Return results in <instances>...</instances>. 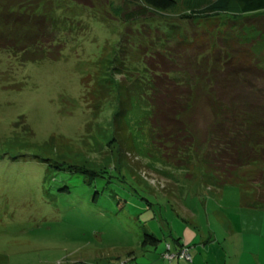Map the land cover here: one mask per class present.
I'll return each mask as SVG.
<instances>
[{"label": "rangeland", "instance_id": "374dc122", "mask_svg": "<svg viewBox=\"0 0 264 264\" xmlns=\"http://www.w3.org/2000/svg\"><path fill=\"white\" fill-rule=\"evenodd\" d=\"M173 1L168 15L207 3ZM31 3L32 15H50L49 37L23 53L0 48V264H252L237 244L236 212L249 199L248 188L218 187L211 179L205 184L197 166L175 169L158 159L141 103L122 114L123 134L113 124L127 84L164 76L149 67L138 71L129 53L121 55L135 51L138 41L148 52L151 38L118 19L114 9L121 0ZM191 17L181 22L185 35H193L184 49L210 46L216 65L229 59L264 68V30L258 25L264 9ZM252 17L257 22L245 23ZM195 79L201 89L183 121L201 139L213 119L208 85L219 90L214 98L226 100L230 93L224 83L207 82L205 72ZM163 169L176 175L167 177ZM252 170L239 173L253 194L264 193ZM183 226L195 235L191 263L161 256ZM145 235L156 241L143 243ZM258 258L255 264H264V248Z\"/></svg>", "mask_w": 264, "mask_h": 264}, {"label": "trees", "instance_id": "16d2710c", "mask_svg": "<svg viewBox=\"0 0 264 264\" xmlns=\"http://www.w3.org/2000/svg\"><path fill=\"white\" fill-rule=\"evenodd\" d=\"M31 2L32 0H0L1 49L14 54L23 53L28 46L49 37L45 30L48 25L46 15H50H32L34 5ZM206 2L202 7L196 5L187 9L186 13L174 15L164 12L174 5L173 0H121V4H116L114 12L118 19L125 20L126 28L139 29L145 37L151 36L148 52L147 48L139 46L141 42L138 41V45L137 42L134 43L138 47L135 51L124 49L121 55L126 57L129 53L138 71H146L149 67L152 68V73L156 70V73L161 72L164 76L158 78L151 74L150 79L145 82L135 77L127 84L126 101H121L118 111L113 114V124L118 134H123L125 122L122 114L133 104L141 103V111L145 112L148 119L150 140L161 151V158L157 156L158 159L175 169H185L190 164L197 166L200 170L198 177L205 184L211 179L218 187L226 183L247 187L249 199L240 203V206L264 209V193L261 191L253 194V186L250 182L246 183L239 173L244 167L252 168L258 177V181L254 180L255 183L264 190V68L252 62L232 63L229 59L216 65L215 52L210 50V46L197 48L199 46L193 45L189 50L183 48L188 37L191 40H187V44L191 45L193 35L187 37L181 27V22L190 21L192 15L224 12L244 14L261 10L264 9V0ZM42 6L44 10L50 8L47 4ZM131 20L134 22L129 23ZM255 21V17L245 18V23ZM143 22L148 23L150 30L154 29L152 35ZM21 24L35 28L37 33L22 30L24 25ZM258 25L264 30V19ZM121 41V44L127 42L125 38H121ZM153 44L155 46L151 47ZM140 59L143 61L142 67L137 64ZM204 72L207 82L226 84L230 95L225 101L217 96L214 98L213 93L216 95L219 90L216 86L209 89L208 85L206 95L209 99L212 98L213 119L203 137L198 139L188 123L183 121V117L194 106L197 94L195 90L201 89L197 87L198 79L195 78H200ZM162 173L170 178L176 175L168 169H163ZM179 239L178 235L173 236V244L166 243L161 256L167 260L177 257L191 263L189 245L181 244ZM145 240L151 244L156 241L148 235L144 236L142 242ZM182 251L188 257L180 256ZM167 254L172 257L168 258Z\"/></svg>", "mask_w": 264, "mask_h": 264}, {"label": "crops", "instance_id": "0c3cea01", "mask_svg": "<svg viewBox=\"0 0 264 264\" xmlns=\"http://www.w3.org/2000/svg\"><path fill=\"white\" fill-rule=\"evenodd\" d=\"M236 215L238 219L236 221L238 228L237 244L239 240L241 256L248 258L246 261H244L245 259H241V261L255 264L259 259L258 251L264 248V209H250L239 206ZM177 235L180 237V243L186 245L192 244L193 236H195L185 226ZM195 257L194 254L191 259L194 260ZM172 260H175V258Z\"/></svg>", "mask_w": 264, "mask_h": 264}, {"label": "built area", "instance_id": "2783aa9c", "mask_svg": "<svg viewBox=\"0 0 264 264\" xmlns=\"http://www.w3.org/2000/svg\"><path fill=\"white\" fill-rule=\"evenodd\" d=\"M183 253H184V252L182 251V253L180 254V256H183V257H185V258L188 257L186 254L184 255ZM166 256H167L168 258L172 257V255H170V254H169V255L167 254Z\"/></svg>", "mask_w": 264, "mask_h": 264}]
</instances>
